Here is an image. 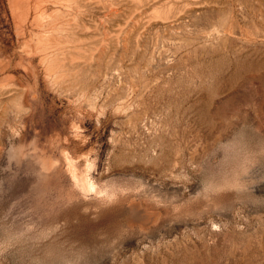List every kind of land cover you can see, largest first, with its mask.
<instances>
[{
	"label": "rangeland",
	"instance_id": "obj_1",
	"mask_svg": "<svg viewBox=\"0 0 264 264\" xmlns=\"http://www.w3.org/2000/svg\"><path fill=\"white\" fill-rule=\"evenodd\" d=\"M209 12L190 34L158 25L137 73L129 57L124 79H74V98L20 79L46 131L0 114V264H264V31L239 16L230 47L184 46L216 40ZM8 14L0 0L6 59L17 45ZM95 94L124 104L90 111ZM132 115L144 119L137 132L119 124ZM64 160L87 170L93 192Z\"/></svg>",
	"mask_w": 264,
	"mask_h": 264
},
{
	"label": "bare ground",
	"instance_id": "obj_2",
	"mask_svg": "<svg viewBox=\"0 0 264 264\" xmlns=\"http://www.w3.org/2000/svg\"><path fill=\"white\" fill-rule=\"evenodd\" d=\"M4 2L17 45L12 53L13 58L10 59L2 58L4 51L0 48V74L3 76L0 80V114L9 126L18 127L22 124L25 130L35 129L40 137L44 135L46 128L38 121L41 118L37 111L40 107L38 97L24 92L20 79H45L51 86L59 89L64 87L63 91L70 98L76 95L73 94L74 79H102L104 82L106 79H124V63L129 57L134 72L137 73L143 59V46H158V40L146 42L145 37L148 34H153L158 25H162L170 33L190 34L199 24L201 15L197 12L201 9H208L211 13L210 19L215 20L210 33L216 40H180V44L183 42L184 46L227 47L231 45L234 31L237 28L244 30L246 27L241 26L239 16L251 21V26H247L246 30L252 28L264 31V26L256 25L252 15L253 11L258 10L260 20L264 19V0ZM201 29L206 27L202 26ZM103 98L98 94L87 95L84 97L85 105H88L90 111L99 107L100 114H104L109 103L120 106L124 104L119 101L121 97ZM120 106L115 109V114L119 112ZM119 124L137 132L144 126V119L134 118L132 115ZM64 167L65 174L74 186L84 193L94 191V184L88 178L87 170L79 173L69 160H64ZM129 210L134 214L137 206L130 204ZM152 219V223L157 220L153 217ZM127 220L129 223L130 215Z\"/></svg>",
	"mask_w": 264,
	"mask_h": 264
}]
</instances>
